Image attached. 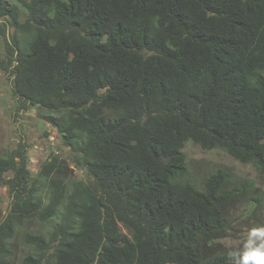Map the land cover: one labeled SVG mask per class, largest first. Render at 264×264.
I'll return each mask as SVG.
<instances>
[{"label": "trees", "instance_id": "trees-1", "mask_svg": "<svg viewBox=\"0 0 264 264\" xmlns=\"http://www.w3.org/2000/svg\"><path fill=\"white\" fill-rule=\"evenodd\" d=\"M12 1L0 72L69 158L32 174L24 143L0 152V264L17 234L21 264H235L231 209L264 213V192L225 168L197 182L183 149L264 176V0Z\"/></svg>", "mask_w": 264, "mask_h": 264}, {"label": "rangeland", "instance_id": "rangeland-1", "mask_svg": "<svg viewBox=\"0 0 264 264\" xmlns=\"http://www.w3.org/2000/svg\"><path fill=\"white\" fill-rule=\"evenodd\" d=\"M12 5V0H5ZM9 32L12 30L9 28ZM20 143L26 145L28 154V168L35 174L41 163L50 154H59L68 159L69 151L60 140L57 131L41 120L35 109H19L17 100L12 94L11 79L0 72V152L17 149ZM187 157L189 169L193 178L199 182L215 168H225L233 171L237 176L252 180L264 192V176L259 175L250 165H243L235 161L221 150L203 151L192 143H187L183 149ZM73 176L87 180L85 171L78 170L70 164ZM11 196L7 187L0 188V222L7 213ZM233 227L229 237L219 242L220 246L234 256L243 251L244 242L249 230L264 226V213H253L252 209L235 205L231 209ZM29 229H34L28 224ZM12 251L11 264H21L22 257L28 252L19 234L10 244ZM236 264V261H235Z\"/></svg>", "mask_w": 264, "mask_h": 264}, {"label": "clouds", "instance_id": "clouds-1", "mask_svg": "<svg viewBox=\"0 0 264 264\" xmlns=\"http://www.w3.org/2000/svg\"><path fill=\"white\" fill-rule=\"evenodd\" d=\"M232 259L236 264H264V226L249 230L243 251Z\"/></svg>", "mask_w": 264, "mask_h": 264}, {"label": "water", "instance_id": "water-1", "mask_svg": "<svg viewBox=\"0 0 264 264\" xmlns=\"http://www.w3.org/2000/svg\"><path fill=\"white\" fill-rule=\"evenodd\" d=\"M72 172H73V170H72Z\"/></svg>", "mask_w": 264, "mask_h": 264}]
</instances>
